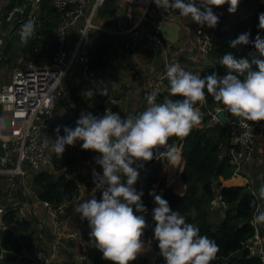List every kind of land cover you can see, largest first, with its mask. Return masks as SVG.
Here are the masks:
<instances>
[{"label": "built area", "instance_id": "2783aa9c", "mask_svg": "<svg viewBox=\"0 0 264 264\" xmlns=\"http://www.w3.org/2000/svg\"><path fill=\"white\" fill-rule=\"evenodd\" d=\"M105 1L0 0V120L4 121V127L0 128V239L2 233L9 229V224L4 219L8 212L13 213L15 221L26 220L30 226L37 220L38 214L45 215V222L48 218L52 249L19 255V259L31 261L32 264H52L58 250L62 248L63 240H71L77 244L76 258L79 264H92V246L82 237V232L79 229L63 230L59 222L75 200L59 204L42 200L37 194L33 179L44 171L64 174L67 178L75 175V165L65 166L63 170L57 171L54 163L61 155L50 150V140L54 141L56 138L53 122L57 117L58 100L65 95L66 78L76 68L82 71L84 79H89L91 75L87 67V48L94 34L108 33L116 38L126 52L140 44H148L152 52L160 54L166 53L168 43L161 37L156 22H166L169 25L178 24L180 28L185 25L193 36L197 52L207 59L213 49L212 28L207 25L201 27L190 18L181 17L176 10L169 9L166 12L158 8L153 0H111L116 4L115 10L108 17H101L100 11ZM11 2L17 3L11 5ZM212 11L219 16L215 7ZM222 11L223 14L227 12L224 9ZM149 12L154 14L152 18L148 17ZM29 18L37 21L35 34L31 39L45 36L47 24L54 22L56 47L50 63L37 65L33 59L21 57L16 65H8V42L18 35L20 26ZM107 21L111 24L107 25ZM173 63L180 65L178 60L166 61L160 73L145 82L142 87L145 98L153 92L157 94V99L167 94L166 66ZM8 97L14 99L9 101ZM220 108L222 107H215L207 112L209 120L206 126L220 123L216 117ZM65 109L63 106L61 112ZM225 113L231 128H228L226 152L222 156L228 157L234 178L240 175L244 163L254 154L259 142L264 140V121L249 122ZM86 163L84 161L83 166ZM87 189V199L93 195L97 200L101 199L95 184ZM209 206L214 209L226 207V204L217 192ZM69 216L70 214L67 217ZM251 224L255 232L248 238L245 247L264 263V239L252 220ZM30 228L33 234L32 226ZM7 252L0 242V261L6 258ZM41 254L44 258H40Z\"/></svg>", "mask_w": 264, "mask_h": 264}, {"label": "clouds", "instance_id": "9594fccd", "mask_svg": "<svg viewBox=\"0 0 264 264\" xmlns=\"http://www.w3.org/2000/svg\"><path fill=\"white\" fill-rule=\"evenodd\" d=\"M158 8L168 12H179L181 17L190 18L203 27L215 28L218 17L213 7L228 4V12L234 14L240 0H153ZM37 21L29 18L19 29L21 43H27L35 34ZM260 30H264V14L259 15ZM251 43L254 51L247 56L237 57L232 52L223 54L219 60L226 74L217 72L204 75L193 74L178 63L166 66L167 92L163 102H157L155 92L146 96V108L135 115L121 118V115L106 109L102 116L81 113L74 128L55 130L56 138L51 141L50 150L62 155L65 146H74L82 141V150L99 154L95 163L103 169L102 175L93 169V182L102 190L100 200L93 195L90 199L74 204L75 213L87 220L90 244L102 253V258L110 264H132L144 251L142 237L148 223L142 203V192L134 185L139 177L137 162H150L160 158L171 162L179 159L175 144L170 138L187 137L203 121V113L197 104L206 101V93L215 102L222 104L219 112L230 113L232 117L249 122L264 121V38L257 35L250 40V33L240 34L230 41V48ZM208 63L210 59H207ZM116 87V83H112ZM102 96L108 95V88L99 89ZM85 95L91 99L94 93ZM169 97H180L171 99ZM13 97H8L11 101ZM4 121L0 120V128ZM139 167H143L142 164ZM154 196L152 210L154 239L158 243L160 255L166 264H211L219 252L217 243L200 235V229L186 221L184 215L173 211L161 195ZM259 198L264 199V185L259 188ZM139 213V214H138ZM195 217L196 211L190 213ZM252 223L264 224V211L252 218ZM40 258H44L41 254Z\"/></svg>", "mask_w": 264, "mask_h": 264}, {"label": "trees", "instance_id": "16d2710c", "mask_svg": "<svg viewBox=\"0 0 264 264\" xmlns=\"http://www.w3.org/2000/svg\"><path fill=\"white\" fill-rule=\"evenodd\" d=\"M14 3L17 2H11L10 4L13 5ZM249 3L250 0H240L238 6H247ZM228 7L229 5L225 4L222 7H216V10H227ZM115 8L114 1L106 0L100 11L101 17H108ZM258 25L259 15L251 12L236 16L234 21L230 20L228 14L218 16V23L215 28H212L214 39L213 49L209 55L210 62L202 67L199 75L203 77L212 72H217L222 76L226 74V70L219 63L223 54L232 52L239 58L254 51L251 43L232 49L230 48V41L235 40L243 33H250V40L252 41L257 35L264 38V30H260ZM53 27L54 22H49L45 29V36L30 38L26 44L21 43L19 36L16 35L13 39L15 41L9 40L8 42L10 54H17L15 49L17 44L21 51L30 56L35 63L39 65L50 63L56 47ZM111 41L112 36L108 33L97 32L94 34L87 48V67L89 70L96 72L103 67L104 55L110 48ZM172 98L180 99V97ZM158 102L162 101L159 100ZM196 106L203 109L205 113L215 107H223L207 93L206 101ZM106 109L117 113L118 106L108 102L99 103L92 106L89 113L93 116H102ZM81 113H83L81 108H66L53 124L54 133L57 127L60 128L61 136L64 135V127L74 128ZM208 120L209 115L205 114L202 122H208ZM228 136V128L218 123L213 126H201L200 124L187 137L170 138V144L181 146V154L184 160L180 178L186 185V191L182 195L173 192L171 187H166L164 177L159 179L163 167L160 158H154L150 162H137L134 165V167H138L140 172L134 187L137 192L143 193L141 200L147 209L144 215L148 227L145 229L142 239L149 240L152 249L156 253V264H166V261L160 255L158 243L154 239L153 229L155 225L152 220V210L156 205L154 196L150 193L161 195L167 200L173 211H178L185 216L187 222L193 223L200 229V235H206L217 243L219 252L211 264H264L257 255L251 254L245 247L246 241L255 232L251 220L258 208V200L253 193L247 190L248 185L242 174L232 179L233 169L228 162V157L222 156V153L226 152ZM65 147L70 148V146ZM140 164L143 167H139ZM180 164L181 160L179 159L172 162L170 166L175 170L176 166L178 167ZM178 181L182 186V182ZM155 183H158L157 188L153 187ZM33 184L38 196L42 200L53 204L73 201L76 200L74 197L78 198L79 196L77 182L72 178H67L64 174H55L52 171L40 172L34 176ZM180 189L181 187L179 188L177 184L175 190L179 193ZM217 192L225 202L226 209L223 212L222 219L218 223H212L209 219L208 210L210 201ZM101 197L102 192L99 195V198ZM193 209L196 211L195 217L190 215ZM12 214V212H8L4 218L6 223L9 224V229L2 233L0 242L8 252L6 258L0 261V264H32L31 261L19 259V255L25 252L35 253V251H31L34 237L30 223L26 220L17 222ZM84 227L86 229L83 231L82 237L90 243V228L87 220H84ZM16 258H18V263L15 262ZM90 258L92 264H110L102 258V253L94 247L91 249Z\"/></svg>", "mask_w": 264, "mask_h": 264}, {"label": "crops", "instance_id": "0c3cea01", "mask_svg": "<svg viewBox=\"0 0 264 264\" xmlns=\"http://www.w3.org/2000/svg\"><path fill=\"white\" fill-rule=\"evenodd\" d=\"M251 1L253 0H250L247 6H238L234 14H230L228 10H226L227 12H225V14H228L230 20L234 21L236 16L244 14L245 12H252L251 10L254 9L250 8ZM255 6L257 9L256 12L264 14V0H256ZM215 11L219 16L223 14V11H217L216 7ZM153 15L152 12H149L148 17L152 18ZM124 17L126 16L124 15ZM106 24L110 25L111 23L107 21ZM104 60L105 62L101 69L96 72L90 70L91 75L89 79H84L82 77V71L79 68H76L75 72L66 78L64 82L65 95L62 99L58 100L56 106V119L61 115V108L63 106L67 109L69 107H78L82 109L83 113H89L92 106L107 102L118 106L117 113L121 115L122 119L129 115L138 114L147 106L146 98L142 94V87L148 79L154 78L160 73L164 62L178 60L180 66L185 70L193 74H200L202 67L206 65L208 61L206 57L197 52L194 46L193 36L190 35L185 25H182L180 29L179 40L173 44L168 43L166 46V53L160 54L152 52L148 44H140L130 52H126L117 43L116 38L112 36L111 46L104 55ZM74 73L75 75H73ZM112 83H116L115 88L112 87ZM105 87L108 88V95L102 96L99 94V89ZM89 90L94 93L91 99L85 95ZM168 95L167 92L165 96L158 98L157 102L159 100L163 102L164 98ZM74 96L75 101H72L71 99ZM169 98L173 99L172 97ZM81 145L82 141L75 144V175L72 178L77 182L79 188V201L87 199V187L94 184L92 175L93 169L101 175L103 173V169L97 165L94 160L99 154L93 151L82 150ZM84 161L87 162L85 166L82 164ZM167 174L168 171L167 173L165 172L162 177L165 179ZM241 174L244 176L243 179L248 185L247 190L255 195L254 190H259L260 186L264 185V140L259 142L254 154L244 163L240 172V175ZM173 180H175L176 183L174 186H171ZM173 180H170V184L166 187H171L173 192H175L178 180H180L182 182L181 191L179 193L176 191L175 193L178 195L184 194L186 191L184 181L178 178V176L177 179ZM101 192L102 190L99 189L98 197L101 195ZM76 202L77 199L72 202L68 212L60 217L59 222L63 230L74 231L79 229L83 233L86 228L84 227V220L74 211V204ZM225 209V207H223V209L221 207L211 209L209 206V210L215 213V220L212 219L214 223L219 219V216L220 220L222 219ZM259 211H264V205H262V208H257L255 214ZM68 214H70L69 217H67ZM45 217V215L38 214L37 218L36 214L37 220L32 223L33 226L31 225L34 237L31 251L52 249L48 218L45 222ZM219 221H217V223ZM256 226L264 239V224H256ZM144 239L146 238H143V240ZM146 241L149 242L148 239H146ZM61 246L62 248L58 250L52 264H79L76 258L77 244L71 240H63ZM149 249H152L150 242L148 244V250ZM145 253L150 254L151 252Z\"/></svg>", "mask_w": 264, "mask_h": 264}, {"label": "rangeland", "instance_id": "374dc122", "mask_svg": "<svg viewBox=\"0 0 264 264\" xmlns=\"http://www.w3.org/2000/svg\"><path fill=\"white\" fill-rule=\"evenodd\" d=\"M255 2H256V0L251 1L250 8L254 9V10H251L252 11L251 13H255V14H258V15L263 14V13L256 12L257 9H256V6H255ZM15 49L17 51V54H12V53L8 54V55H10V56H8V59H10V62L9 63L5 62L6 64H8V65H16L21 57L32 59L30 56L25 55L21 51V48L18 45H16ZM37 65H39V64H37ZM73 75H75V73ZM71 100L75 101V96ZM200 110L203 113V116L205 114H208V113H205L203 111V109H200ZM207 123H208L207 121L204 122V123L202 122L201 126H206ZM180 147H181L180 145L177 146L179 159H180V152H181V148ZM160 162L163 164V167H162V171L159 174V179H161V177L164 176L165 172L167 173V171H168V174L165 177V186H168L170 184V180L172 181L173 179H177V172H178L180 166H182V163L180 164V166H178V167L176 166L175 170H173L171 168V166H170L172 162L169 164L168 161L164 160V159H162ZM73 165H75V145L74 146H70V148H66L65 147V150L62 153L61 157H59V159H57L56 162L54 163V166L57 169V171L63 170L65 166L66 167H71ZM157 186H158V183L153 184L154 188H157ZM178 187L179 188L181 187V185L179 184V181H178ZM254 192H255V196H256V198L258 200V208H262V205H264V199H260L259 198V190L255 189ZM221 208L223 209V207H221ZM208 215H209L210 221L212 223H214L212 221V219L215 220L214 219L215 218L214 217L215 213L211 212L210 210H208ZM219 220H220V216H219V219L217 221H219ZM217 221L215 223H217ZM143 241H144V251L137 256V259L135 261H133L132 264H156L155 263L156 253L154 252L153 249H149L148 250L149 242L146 241V239H144ZM91 248H93V247H91ZM145 252H151V253L147 254Z\"/></svg>", "mask_w": 264, "mask_h": 264}, {"label": "water", "instance_id": "95a60500", "mask_svg": "<svg viewBox=\"0 0 264 264\" xmlns=\"http://www.w3.org/2000/svg\"><path fill=\"white\" fill-rule=\"evenodd\" d=\"M156 25L158 26V29L161 33V37L167 42V43H175L179 40L180 38V26L178 24H167L166 22H160V23H157L156 22ZM208 63V61H207ZM216 117L218 118L219 122L223 125V126H226L227 128H231L230 127V124H229V121L227 120V117H226V113H221L219 111L216 112ZM180 158H181V162H182V168L177 172V176L178 178L181 171L183 170V167H184V161H183V158H182V154L180 153ZM175 180H173L171 182V186H174L175 185ZM175 191V190H174ZM176 192V191H175Z\"/></svg>", "mask_w": 264, "mask_h": 264}, {"label": "bare ground", "instance_id": "6f19581e", "mask_svg": "<svg viewBox=\"0 0 264 264\" xmlns=\"http://www.w3.org/2000/svg\"><path fill=\"white\" fill-rule=\"evenodd\" d=\"M181 159V158H180ZM236 177L232 178V179H235Z\"/></svg>", "mask_w": 264, "mask_h": 264}]
</instances>
